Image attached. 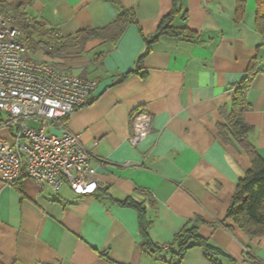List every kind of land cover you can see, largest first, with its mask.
Listing matches in <instances>:
<instances>
[{
  "label": "crops",
  "instance_id": "crops-1",
  "mask_svg": "<svg viewBox=\"0 0 264 264\" xmlns=\"http://www.w3.org/2000/svg\"><path fill=\"white\" fill-rule=\"evenodd\" d=\"M173 4L0 0V9L17 8L62 37L105 27L123 8L135 18L117 41L94 39L58 58L30 50L65 72L97 81L68 125L90 149L101 185L97 194L78 195L67 184L57 193L27 176L17 185L0 179L2 264H252L245 249L264 262V235L250 237L227 217L237 183L252 167L250 153L224 143L217 128L234 85L253 68L245 120L253 129L248 140L264 159V39L256 26L257 0H180L174 24L196 37H162L138 64L147 38ZM138 109L151 113L153 122L150 134L134 145ZM129 197L145 203L150 238L161 253L142 249L138 212L119 203ZM192 224L218 249L214 255L193 247L179 258L168 249Z\"/></svg>",
  "mask_w": 264,
  "mask_h": 264
},
{
  "label": "built area",
  "instance_id": "built-area-1",
  "mask_svg": "<svg viewBox=\"0 0 264 264\" xmlns=\"http://www.w3.org/2000/svg\"><path fill=\"white\" fill-rule=\"evenodd\" d=\"M24 22L31 20L9 6L0 9V179L15 185L27 176L57 193L67 184L78 195H92L101 184L91 151L68 124L98 83L33 57L22 41ZM152 122L151 113L136 110L131 143L142 142ZM244 258L264 264L247 249Z\"/></svg>",
  "mask_w": 264,
  "mask_h": 264
},
{
  "label": "trees",
  "instance_id": "trees-1",
  "mask_svg": "<svg viewBox=\"0 0 264 264\" xmlns=\"http://www.w3.org/2000/svg\"><path fill=\"white\" fill-rule=\"evenodd\" d=\"M242 3H239L240 10ZM14 11H18L14 8ZM180 12V0H174L170 12L159 22L156 32L147 38L146 50L139 56L140 64L151 50L152 45L162 37H186L195 38L196 33L186 26L174 24ZM185 18V15L183 16ZM135 21L133 13L123 8L116 18L105 27H88L78 31L75 35L62 37L54 30L47 28L43 21H31V23H19L26 46L35 52L42 49L47 56L62 57L74 51H82L86 44L94 39L117 41L128 26ZM256 26L259 34L264 39V0H257ZM139 67V65H138ZM254 69L250 68L247 75L234 85L235 93L230 108L222 110L223 120L218 123V137L227 144H233L247 150L250 153L252 167L242 176L232 198L227 217L243 229L250 237L264 235V159L256 152L248 140L252 127L246 122L245 114L250 109L247 92L254 76ZM19 183V181L17 182ZM15 183V185H17ZM98 190L94 193L97 194ZM119 203L131 207L138 212L140 233L142 236V249L149 254L157 255L162 252L150 238L149 229L151 220L147 217L145 203L129 197ZM193 247H203L209 255L218 251L208 240L198 234L196 224L186 226L175 236L174 243L168 249L175 251L179 258Z\"/></svg>",
  "mask_w": 264,
  "mask_h": 264
}]
</instances>
